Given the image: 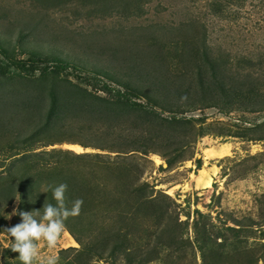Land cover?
<instances>
[{"label": "rangeland", "instance_id": "374dc122", "mask_svg": "<svg viewBox=\"0 0 264 264\" xmlns=\"http://www.w3.org/2000/svg\"><path fill=\"white\" fill-rule=\"evenodd\" d=\"M0 45V264L60 183L58 264H264V0H0Z\"/></svg>", "mask_w": 264, "mask_h": 264}, {"label": "clouds", "instance_id": "9594fccd", "mask_svg": "<svg viewBox=\"0 0 264 264\" xmlns=\"http://www.w3.org/2000/svg\"><path fill=\"white\" fill-rule=\"evenodd\" d=\"M68 188L66 183H60L54 187L45 185L40 193L52 192L55 204H43V213L39 209L31 211L13 209L12 214L20 217V222L5 229L9 241V248L18 253L22 264H58L57 254L41 255L38 242L44 241L48 249H55L62 234L66 230L65 221L70 216H76L80 212L83 203L76 199L69 208L66 205L65 193ZM12 237L14 239H9Z\"/></svg>", "mask_w": 264, "mask_h": 264}, {"label": "trees", "instance_id": "16d2710c", "mask_svg": "<svg viewBox=\"0 0 264 264\" xmlns=\"http://www.w3.org/2000/svg\"><path fill=\"white\" fill-rule=\"evenodd\" d=\"M0 53L6 55V50L4 47L0 45ZM16 63V62H15ZM21 73L22 78L30 80V81H36L37 79H40L42 83L50 82L53 85H59L63 81H66V78L60 77L61 73L69 72L70 69L78 70V71H84V67H81L77 64H73L70 62L62 61L60 63H56V65L52 66L51 69L43 70V72L35 76L33 71L29 68H27L24 64L22 65H16ZM70 68V69H69ZM82 79L87 82L88 84H91L93 86H99V89L103 90L104 92L108 93L110 96L114 98V101L117 103L125 104L127 106H131L134 108H141L145 107L143 103L133 101L131 100L126 94L122 93L120 89L110 86L109 84L101 81L97 75H91L86 74L82 77ZM68 93V89L62 91V93ZM61 98H56L55 100L60 101ZM202 118V117H201Z\"/></svg>", "mask_w": 264, "mask_h": 264}, {"label": "bare ground", "instance_id": "6f19581e", "mask_svg": "<svg viewBox=\"0 0 264 264\" xmlns=\"http://www.w3.org/2000/svg\"><path fill=\"white\" fill-rule=\"evenodd\" d=\"M229 150L228 146L225 144L219 145V148L214 149V148H210L207 150V154L208 156L212 157V156H223L225 155V153H227ZM207 172H202V175H206ZM200 182H203V186H208L209 185V181L210 179L208 177H200L199 179Z\"/></svg>", "mask_w": 264, "mask_h": 264}]
</instances>
